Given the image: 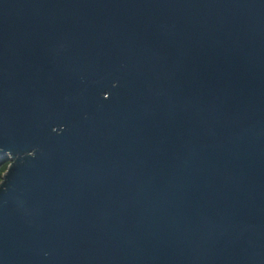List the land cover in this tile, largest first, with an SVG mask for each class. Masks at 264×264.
Instances as JSON below:
<instances>
[{
	"label": "water",
	"instance_id": "obj_1",
	"mask_svg": "<svg viewBox=\"0 0 264 264\" xmlns=\"http://www.w3.org/2000/svg\"><path fill=\"white\" fill-rule=\"evenodd\" d=\"M0 264H264V0H0Z\"/></svg>",
	"mask_w": 264,
	"mask_h": 264
},
{
	"label": "trees",
	"instance_id": "obj_2",
	"mask_svg": "<svg viewBox=\"0 0 264 264\" xmlns=\"http://www.w3.org/2000/svg\"><path fill=\"white\" fill-rule=\"evenodd\" d=\"M11 160L9 157L0 158V184L2 183L3 176L8 171Z\"/></svg>",
	"mask_w": 264,
	"mask_h": 264
}]
</instances>
